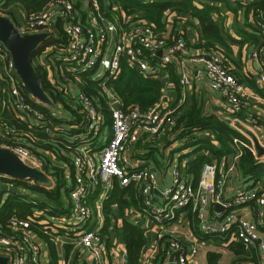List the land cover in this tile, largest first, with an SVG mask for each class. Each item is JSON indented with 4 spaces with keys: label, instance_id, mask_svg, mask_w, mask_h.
<instances>
[{
    "label": "built area",
    "instance_id": "obj_1",
    "mask_svg": "<svg viewBox=\"0 0 264 264\" xmlns=\"http://www.w3.org/2000/svg\"><path fill=\"white\" fill-rule=\"evenodd\" d=\"M103 1L110 7L108 0ZM2 4L0 0V15L12 20L21 34L48 33L34 52L33 62L39 60L41 53H47L51 68L55 71L51 82L73 95L80 105V112L87 117L79 132H61L67 138L62 153L69 156L74 169V183L69 191L72 207L68 215L38 220L47 234L73 237L79 254L87 252L91 264H105L107 235L103 230L107 226L106 221L103 213L97 212L88 199L100 186H103L104 194L108 195L117 179L123 187L134 186L138 199L143 201L141 212L127 211L131 221H139L142 219L138 220L140 215L144 216L145 213L157 224V242L166 234L172 237L171 256L165 260L166 264H192L199 251L201 242L196 238L193 245L186 246V230L178 229L180 225H186V208H191L197 213L199 222H203L207 209L217 204L223 206L216 215L219 217L220 212H224L220 222L207 223L203 230L247 246L249 261L236 260L233 264H264V232L258 222L240 215V208L249 203H257L260 212L264 211V189L257 182L251 188L237 189L230 197L225 193L227 182L234 175L236 162L242 155L239 144L249 148L256 158L264 159L256 145L259 143L264 147V130L252 110V98L256 95L236 77L218 50L199 49L195 54L186 56L188 42L183 33L185 20L175 25L177 17L173 15L175 12L172 9L165 14V29H174V33L167 34L168 30L157 31L155 24L139 16L140 13L129 14L119 5L111 12V7L106 9L101 0H49L42 9L26 14L23 21H17L8 14ZM256 23L264 34V22ZM60 28L66 37V44L54 43L41 50L44 43L59 38ZM251 57L259 64L257 78L264 87V44L256 45ZM0 59L4 62L2 81L6 83L4 91L10 108L17 118L27 123L29 129H42L46 119L42 106L49 109L52 106L28 93L16 70L12 53L2 41ZM123 59L144 76L155 78L163 77L169 65L175 64L183 87L191 83L186 61L202 64L211 89L220 92L224 98L227 122L249 141L234 139L237 145L234 162L225 168L217 161L204 164L197 183L186 176L185 163L176 165L171 174L172 184L161 188L156 172L143 163L140 157H135L134 153L141 154L144 146L174 127L176 107L158 102L148 110L140 106L123 108L121 100L106 84L121 72ZM80 72L90 73L92 79L100 81L111 112L109 135L102 109L79 89L77 75ZM72 87L77 89V94H74ZM62 129L64 125L56 123L53 133ZM24 136L12 122L0 119V149L12 151L25 164L42 171L50 181L17 179L1 174L0 206L12 191L37 203V193L15 180L44 187L53 186V177L43 168L46 166L41 157L23 144ZM27 136L36 139L30 132H27ZM1 187L4 189L1 190ZM6 193L7 197L4 198ZM42 215H46V212L39 209L25 218L12 215L5 227L0 226V256L7 257L8 264H43L41 258L44 249L33 229L35 218ZM116 219H111L109 231H113ZM59 240L58 237L56 241ZM155 259L153 255L145 254L142 264H157Z\"/></svg>",
    "mask_w": 264,
    "mask_h": 264
},
{
    "label": "trees",
    "instance_id": "obj_2",
    "mask_svg": "<svg viewBox=\"0 0 264 264\" xmlns=\"http://www.w3.org/2000/svg\"><path fill=\"white\" fill-rule=\"evenodd\" d=\"M3 9L15 18L14 6L20 5L24 8L27 14L42 9L49 0H2ZM110 7L114 4L119 5L127 11V13L137 14L140 13L142 18L153 22L156 30L164 32L166 29L165 14L170 9L186 11L191 13L192 16L198 18L203 25L205 37H203L197 44L198 48L202 49H215L208 39V37H218L219 29L212 19V12L219 10L215 5L205 4L203 8H199L193 4V0H157L153 2L144 0H108ZM103 5V0H101ZM205 3V1H202ZM239 8H245L246 13L251 14L255 21L251 26L255 29L257 36L251 37L254 43L264 44V34L257 21L264 22V0H251L250 3L240 4ZM236 9V8H235ZM7 14V13H6ZM60 36L52 42H46L42 46L58 43L59 45L66 44V37L63 35V30L59 29ZM174 33V30H173ZM188 44V43H187ZM214 46V47H213ZM189 47V44L187 45ZM173 66V65H169ZM36 69L43 80L44 88L54 103L63 105L66 111V117H57L52 111L42 106L46 113L44 126L35 130L28 128L25 121L16 117L10 104L6 90V83L2 81L4 75V62L0 59V119L3 118L16 125L17 130L25 135L24 142L26 146L33 149V151L41 157L43 164L46 166L47 171L53 177L52 187H44L39 184H32L15 180L17 183L28 184L31 190L37 193V203H33L29 198H26L18 192L12 191L5 199L4 203L0 206V226L5 227L9 218L12 215L20 217H28L33 215L35 209L43 210L46 215L36 217L33 223V229L42 239L46 241L50 248L51 264L58 263L57 248L53 235L45 232L43 225L38 223V220L45 219L50 216H64L70 213L72 207V199L69 196V191L73 186L74 169L71 165L69 156L62 153V149L67 144V138L61 136L60 132L70 134L79 132L86 121V114L80 112V105L78 101L71 94L66 93L59 86L54 85L48 76V70L40 63L37 64ZM170 69V67H169ZM173 69V68H172ZM172 80L178 81L175 74L171 70ZM77 84L79 89L87 93L98 104L103 111L107 123L110 121L111 112L108 107L107 98L103 92V88L99 80L92 79L90 73H78ZM248 83V82H247ZM112 91L118 96L122 102L123 108H130L133 106H140L143 110H148L156 104L162 97V88L164 82L162 77H146L137 68L129 65L123 59L121 72L117 77L110 78L106 83ZM250 84L256 92L264 96V90L258 84L250 81ZM176 107V106H173ZM176 107V124L170 132L176 138L183 141L182 149L186 148V156L194 155L193 159L188 162V171L193 174L194 183H197L201 170L204 164L210 163L217 159L220 161L222 157L234 154L237 150L234 139L238 138L244 142H249L248 139L240 133L235 127L231 126L227 121L223 120L216 114L205 112L204 105L193 101L187 111L182 113L177 112ZM56 123L64 124L63 131H55L53 136L50 134L54 131ZM70 125H76L71 127ZM70 126V127H68ZM48 129V130H47ZM27 132H30L36 139L29 138ZM207 132L211 133L207 135ZM238 147L242 151L239 158L238 168L242 179L262 183L264 188V159L256 158L252 151L244 145L239 144ZM189 149V151H188ZM147 156V155H146ZM137 190L132 187H122L119 182L115 183L109 199L105 201V211L107 222L113 217L118 216L116 208H112L111 204L117 203L119 210L126 207L135 206L138 202L136 197ZM126 195L128 197H126ZM186 213L193 223L199 222L197 213L193 212L191 208H186ZM124 222V234L126 238L128 250V263L129 264H142L144 246L146 244L145 232L138 225ZM107 225L103 231L113 234L119 233L113 226V231H109ZM264 230V227L262 228ZM116 231V232H115ZM63 233V231H60ZM206 238V237H204ZM172 237L166 234L158 242L159 258L164 262L170 255ZM110 243V242H108ZM229 247L234 250L237 259L248 256L249 250L247 246L241 242L233 241ZM255 253V251H254ZM220 254L210 252L208 256V264H218Z\"/></svg>",
    "mask_w": 264,
    "mask_h": 264
},
{
    "label": "crops",
    "instance_id": "obj_3",
    "mask_svg": "<svg viewBox=\"0 0 264 264\" xmlns=\"http://www.w3.org/2000/svg\"><path fill=\"white\" fill-rule=\"evenodd\" d=\"M202 1H205V3ZM202 1L193 0V4L199 8H203L205 4L215 5L219 8V10L212 12V19L219 29L218 37L209 36L208 40L213 45H215V49L225 57L226 62L228 63L231 71L236 75V77L240 81H242L252 93L256 95L255 98H252V110L254 112V115L258 119V123L261 124V128L264 130V96L256 92L250 84V81L254 82L264 90L263 85L257 78L259 72V64L255 59L251 57V51L257 45L256 43H254L256 41L251 39L253 35L257 36L254 30L255 28L251 26V24L254 23L255 19L251 14L248 15L246 13L245 8H239L240 4L247 5L251 2V0ZM103 6L106 9H110L105 1H103ZM115 6L116 4H114L113 9L111 6V12L114 11ZM12 10L14 11L17 21H23L20 15L26 17L27 13L20 5L14 6ZM174 11H177L175 25H178L180 21L185 20L186 25L184 26L183 33L185 34L186 40L189 44L188 51L186 53V56L189 57L195 54L199 49L203 48L197 47V44L200 42V40L205 37L203 25L198 18L192 16L189 12L180 10ZM166 30H168L167 34H169L172 33L174 29ZM39 57L40 58L38 62L43 67H46L50 79V77H52L55 73V71L51 68L50 58L45 52L41 53V56ZM50 68L53 70L52 74H49ZM175 68H177V65L174 64L173 66H170V69L168 71L164 72V75L162 77L164 82V86L162 88V97L158 102H161L164 105H169L171 107L176 106L178 110L177 112L182 113L188 110L193 101H197L198 103L204 105L205 112L216 114L223 120L227 121L224 98L220 92L213 91L211 89L208 77L203 70L202 64L191 60L186 61V71L191 77V83L187 87H183L181 85L177 72L178 70H176ZM171 70L178 79L177 82L172 80V74H170ZM72 90L74 94H77V89L75 87H72ZM54 109L56 112L54 111ZM52 112L57 117H66V111L64 110L63 105L60 103H55ZM105 126L107 128L106 132L109 135V123H106ZM170 131L171 129L167 132H164L154 142L144 146V148H142L143 152L141 154L138 155V153H134L135 157H140L143 163L151 167L156 172L158 180L160 182L159 186L161 188H166L167 186H170L172 184L171 174L173 168L176 165H183L184 163L186 176L189 177V179L194 183L193 174L188 171V162L193 159L194 155L186 156V148L182 149L183 145H180L181 140L176 138V136H174ZM59 132L60 131H58V133ZM50 134L53 136V131ZM209 134L211 133L207 132V135ZM60 135L63 136L61 132ZM235 155L236 152L229 156L222 157L220 161H218L217 159H214V161L221 163V167L225 168L229 164L234 162ZM238 162L239 160L236 162L237 169L234 172L232 178L227 182L225 188L227 197L233 195L239 188H251L253 186H256L257 183L253 180L250 181L247 179H242L238 168ZM117 181V179L114 180L112 187L109 189L108 195L104 194L105 192L103 191V186H100L88 199L89 203L97 212L103 213L106 225L109 224L107 222L104 204L105 201L109 199L110 194L114 189L115 183ZM258 184L262 186V183L260 181H258ZM130 187L135 189L134 186ZM126 197L128 196L126 195ZM111 207L114 209L116 208L117 210L118 217L114 221L113 226L114 228L116 226L115 230L120 232L113 234L107 232L106 230L104 231V234L107 235L105 264H129L128 250L124 234V219H126L128 222H131L132 224L138 225L144 230L146 244L144 246L143 257L145 254H150L156 258L155 260L157 264H166L165 261L162 262L159 258L157 259V224L152 221V219L145 213L144 216L140 215L141 217H139L138 220L140 218L142 219L136 222L131 221V219L127 215V211H129L130 209L132 211H136L137 213L141 212L143 209V201L141 199H138V202L135 206L126 207L123 210H119V205L117 203L111 204ZM217 213H219L217 207L210 206L206 211L205 220L203 222L197 223H193L186 213V225H180L178 227V229H181L183 231L186 230V246L193 245V241H195L196 238L201 242L199 251L195 255L192 264H208V256L210 252L220 254L218 264H233L236 260L249 261V256L247 255L241 257L242 259H237L239 256H237L234 250L229 247V244L232 241H227V239L221 235L212 234L203 230V227L207 223L213 222L215 224L220 222L222 214H224V212H220L219 217L216 216ZM240 215L246 217L247 219L258 222L261 230L264 227V211L262 213L260 212L257 203H249L245 206H242L240 208ZM262 231L264 232V230ZM54 237H56V240L59 237L60 240L57 242ZM54 237L53 240L56 244L58 256L57 264H91V261L87 257V252H84V255L78 253L73 243V237H65L62 234H55ZM38 239L44 249V253L41 258L42 263L51 264L50 248L48 244L39 235ZM168 256L170 257L171 255Z\"/></svg>",
    "mask_w": 264,
    "mask_h": 264
},
{
    "label": "water",
    "instance_id": "obj_4",
    "mask_svg": "<svg viewBox=\"0 0 264 264\" xmlns=\"http://www.w3.org/2000/svg\"><path fill=\"white\" fill-rule=\"evenodd\" d=\"M48 33L21 34L9 18L0 15V41L11 51L16 70L29 94L38 101L54 106L53 100L46 92L44 83L33 64V56L37 47ZM259 154L264 155V147L256 144ZM46 168V167H43ZM8 175L17 179H33L39 182H49L50 179L40 170L25 164L12 151L0 149V175ZM218 210L223 206L216 205ZM0 264H8V258L0 256Z\"/></svg>",
    "mask_w": 264,
    "mask_h": 264
},
{
    "label": "rangeland",
    "instance_id": "obj_5",
    "mask_svg": "<svg viewBox=\"0 0 264 264\" xmlns=\"http://www.w3.org/2000/svg\"><path fill=\"white\" fill-rule=\"evenodd\" d=\"M13 8H14V7H13ZM172 10H173V9H172ZM173 11H174V10H173ZM24 12H25V11H24ZM174 12H175L174 15L177 16V15H176L177 11H174ZM17 14H18V13H17ZM20 17H22V20L25 18V17L22 16V15H20ZM13 19H14V18H13ZM19 19H20V18H19ZM14 20H15V19H14ZM33 64H34L35 67L37 66V64H39V62L37 61V59L34 60ZM49 70H50L49 74H52V71H53V70H52L51 68H50ZM50 78H51V77H50ZM50 109H52V107H50ZM62 125H64V124H62ZM54 133H55V132H54ZM180 145H183V141L180 142ZM39 157H40V156H39ZM22 183H23V182H22ZM23 184H24V183H23ZM25 185L29 186V185L26 184V183H25ZM29 187H30V186H29ZM3 189H4V187H1V190H3ZM26 190H28V189H26ZM34 192H35V191H34ZM35 193H36V192H35ZM6 197H7V193H6V195H5L4 198H6ZM202 250H203V249H202Z\"/></svg>",
    "mask_w": 264,
    "mask_h": 264
}]
</instances>
